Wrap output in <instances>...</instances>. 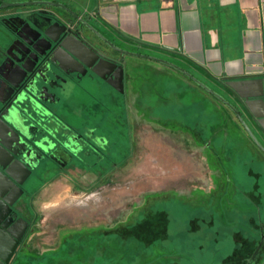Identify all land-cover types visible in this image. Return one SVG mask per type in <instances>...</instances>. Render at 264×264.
I'll use <instances>...</instances> for the list:
<instances>
[{"label": "rangeland", "instance_id": "obj_1", "mask_svg": "<svg viewBox=\"0 0 264 264\" xmlns=\"http://www.w3.org/2000/svg\"><path fill=\"white\" fill-rule=\"evenodd\" d=\"M139 50L201 80L264 140L237 95ZM139 61L120 108L119 162L102 178L45 180L26 197L30 226L12 264H264V152L189 76Z\"/></svg>", "mask_w": 264, "mask_h": 264}, {"label": "flooded vegetation", "instance_id": "obj_2", "mask_svg": "<svg viewBox=\"0 0 264 264\" xmlns=\"http://www.w3.org/2000/svg\"><path fill=\"white\" fill-rule=\"evenodd\" d=\"M74 1L0 0V177L7 179L0 189L10 202L0 221L19 242L10 264L30 226L25 198L42 182L102 178L119 162L127 77L146 68L139 61L146 57L121 51L140 48L104 29L100 8Z\"/></svg>", "mask_w": 264, "mask_h": 264}, {"label": "crops", "instance_id": "obj_3", "mask_svg": "<svg viewBox=\"0 0 264 264\" xmlns=\"http://www.w3.org/2000/svg\"><path fill=\"white\" fill-rule=\"evenodd\" d=\"M77 2L100 8L104 29L120 41L185 62L234 95L222 80L264 76V0Z\"/></svg>", "mask_w": 264, "mask_h": 264}, {"label": "water", "instance_id": "obj_4", "mask_svg": "<svg viewBox=\"0 0 264 264\" xmlns=\"http://www.w3.org/2000/svg\"><path fill=\"white\" fill-rule=\"evenodd\" d=\"M50 2V1H49ZM27 4L35 3V2H26ZM46 3V2H43ZM52 3V2H50ZM25 3H9L7 5H20ZM55 5L63 6L60 3H52ZM6 7L5 5L0 6V8ZM103 37V36H102ZM109 41L107 38H105ZM110 42V41H109ZM111 43V42H110ZM122 52H125L130 55H137L141 57L150 58L153 60H157V62H162L168 64L180 71H182L186 76H189L198 86H202L205 90L212 93L218 99H220L224 104H226L230 109L234 112L233 114L242 122L246 131L253 139V141L264 150L262 144L256 138L253 130L244 120L242 113L240 110L235 106L232 105L229 101H226L220 94L216 93L213 89L209 88L205 83H203L198 78L194 77L192 74L188 73L186 70L172 64L166 60L157 59L155 57H151L142 53H134L128 50L121 49ZM225 84L229 87L237 96L238 98L244 100L248 111L252 114L254 120H256L262 128H264V76L261 77H245V78H227L225 79ZM6 178L0 177V185H4ZM10 181V180H8ZM10 205V202L6 199V191L0 189V216L1 211L5 209V206ZM12 230L10 227H6L4 224L2 225L0 221V264H10L13 256L15 255V251L18 245V241H14L12 239ZM15 238V237H13ZM21 237H19L20 239ZM18 239V240H19ZM17 240V239H16ZM11 244V245H10Z\"/></svg>", "mask_w": 264, "mask_h": 264}]
</instances>
